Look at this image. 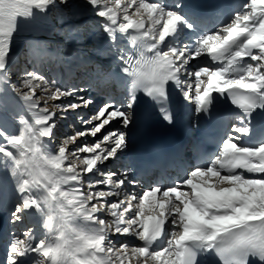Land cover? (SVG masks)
<instances>
[{
  "label": "snow or ice",
  "instance_id": "obj_1",
  "mask_svg": "<svg viewBox=\"0 0 264 264\" xmlns=\"http://www.w3.org/2000/svg\"><path fill=\"white\" fill-rule=\"evenodd\" d=\"M59 2L72 7L69 0ZM54 4L56 0H0V115L12 106L24 110L14 117L16 132H8L0 119V156L11 161L19 193L10 221L22 224L26 216L39 215L46 230L39 239L33 227L14 235L0 264H206L199 258L210 253L220 264H264V0H247L211 32L200 31L205 15L191 0H84L102 18L121 70L132 78V95L124 102L94 101L77 95L84 88L53 83L47 99L78 101L55 107H97L92 116L79 118L92 127L63 138L51 152L47 142L56 140L61 117L37 96L44 78L32 71L13 82L8 64L19 18L31 19L34 10L45 13ZM118 33L127 37L135 55L120 47ZM205 55L218 66L194 68L190 62ZM186 76L194 77V85ZM172 86L194 103L196 114L209 112L215 93L230 99L242 115L207 167L193 168L172 186L157 184L137 192L139 181L129 169L104 171L100 165L119 161L127 150L143 99L136 93L160 105L163 120L173 123L166 107ZM110 125L115 127L108 130ZM88 134L93 143L68 147ZM253 136L260 142H238ZM85 185L88 190L81 191ZM106 206L112 220L100 214ZM75 219L91 227H76ZM33 255L37 259L29 262Z\"/></svg>",
  "mask_w": 264,
  "mask_h": 264
},
{
  "label": "rangeland",
  "instance_id": "obj_2",
  "mask_svg": "<svg viewBox=\"0 0 264 264\" xmlns=\"http://www.w3.org/2000/svg\"><path fill=\"white\" fill-rule=\"evenodd\" d=\"M69 5H72V7L60 4L59 0H56V4L49 6L45 13H40L38 10H34L33 18L27 20L25 18H19L18 30L14 34L9 52L8 69L12 73L13 82L18 83L23 74L27 72L34 71L40 74L44 78V82L41 84V87L37 89V96L40 98L41 105L43 106L46 103L50 112H54L57 114V116L61 117L56 121V140L47 142L48 150L51 152H54L56 150V145L59 144L63 140V138L70 137L77 131H83L86 127H92L91 124L84 125L79 118L83 117L84 119H87L88 117L92 116L97 107L96 103H93L87 108L81 107L76 110H62L55 107V105L58 104H67L69 102H74L75 98L61 97L58 100L47 99V97L54 91L52 87L53 83L63 89H68L73 86L84 88L85 91L83 93H77V95L91 97L94 101H100L99 99L102 96H105L106 99L114 98L118 102L126 101L122 93L112 94V91H114L112 83H110L106 87V91L104 93H100V88L102 87V85L96 84V81L101 77L98 74L99 69L95 67L94 69L90 70L91 66L87 65V53H90L92 55L100 53L101 47L94 44V46L91 47L90 50L86 53L85 49H88V47H84V45L92 41L96 43L109 40L106 33H104L103 31L102 18L93 15H90V17L88 15L80 14L81 12H86L91 9L90 7L84 6V0H69ZM77 13L79 15H77ZM55 23L60 24V27L58 29ZM45 30H54V32L56 31L55 34L59 38H54L48 33H43ZM40 38L50 39L52 43H43ZM37 39L39 41H35ZM48 46L50 47V49L48 48ZM83 47L84 49H82ZM57 48H61V50L65 51L64 57H66V59L69 58L70 54H74L76 55V57L72 60L82 61L81 64L84 65H81L82 69L80 76H76L73 80H71V77L68 78V74H70V71L68 72V70H65L64 62L62 59H60L58 66V64L50 62L48 57H45V55H43V53H45V49V51H50L57 56L58 51H55L57 50ZM203 57L204 56L200 58ZM36 58L38 60H36ZM38 61H40V64ZM184 79H188L194 85V77L192 78L186 76ZM46 86L47 90H45ZM186 86L187 85L184 84L185 88H187ZM23 112L24 110L22 108L18 106H12L7 113L0 115V119H3L5 121V128L8 132L11 133L18 131L19 126L16 124L14 117ZM237 123L239 124V121L235 122L233 125H237ZM114 127L115 125H110L108 130H111V128ZM232 134L237 135L238 133ZM94 139L95 138L91 137L90 134L84 137H77L76 141L74 143L70 142L68 147L71 149L80 143L90 144L93 143ZM80 155L83 156L85 154L81 153ZM70 159L74 158L70 157ZM119 162L117 163L115 161L116 164H114L113 161H110L106 165H100V167L104 171L124 168L126 163L122 161L120 163L121 165H119ZM84 178L102 179V177H100L99 175L95 177L85 175ZM0 181V233L2 238V251H5L6 246L11 238L14 235L20 236L26 227H33L35 229V236L37 239L45 238L46 230L44 229L41 222L43 218L40 216L38 219H35V217H33L32 215H28L26 216L25 222L22 224H16L10 221L11 211L15 203L18 202L19 193L16 191V180L11 173V161L2 156H0ZM141 186H143V182L141 183ZM97 187L102 188L103 190L108 189V186L105 185H99ZM86 190L87 189H85L84 191ZM112 219L113 217L111 219L106 218V220ZM73 224L76 227L85 228V230H88L91 227L82 219H75L73 221ZM114 238L117 239L116 241L128 242L135 245L134 238L121 236H114ZM31 257L32 256H30L28 260ZM30 261L31 260H29V262ZM131 264H134V262H131Z\"/></svg>",
  "mask_w": 264,
  "mask_h": 264
},
{
  "label": "bare ground",
  "instance_id": "obj_3",
  "mask_svg": "<svg viewBox=\"0 0 264 264\" xmlns=\"http://www.w3.org/2000/svg\"><path fill=\"white\" fill-rule=\"evenodd\" d=\"M167 3H172L173 2V0H165ZM235 2H236V0H233V5L235 4ZM71 4V3H70ZM242 5V4H241ZM240 5V6H241ZM240 6H239V8H240ZM236 9V8H235ZM238 10V9H237ZM237 10H235V11H237ZM235 11H233V12H235ZM232 12V13H233ZM232 13H228V15L226 16V17H224L222 20H221V22L215 27V29L219 26V25H221V24H224V23H227L228 22V20L231 18V16H232ZM80 14H83V15H88V16H90V15H92V11L91 10H89V11H87V12H85V13H80ZM77 15H79V14H77ZM35 31V30H34ZM38 31V30H37ZM33 32V31H32ZM31 32V33H32ZM40 32V31H39ZM35 33V32H34ZM24 34V33H23ZM33 34V33H32ZM34 35V34H33ZM29 37V36H28ZM27 37V38H28ZM31 37V36H30ZM20 39V38H19ZM22 39V38H21ZM26 39V38H25ZM31 41V40H30ZM87 53V52H86ZM95 55V54H94ZM247 62H250V61H247ZM191 64L193 65V67L195 68V67H198V66H210V67H216V66H218L216 63H214V62H212L211 60H210V58L207 56V55H205L203 58H197V60L196 61H192L191 62ZM84 65V64H83ZM193 78V77H192ZM193 82V81H192ZM116 84L118 85V90H120L122 93H124L125 95H126V97L127 98H129L131 95H132V93H131V84H129V83H126V82H120L119 83V81H116ZM187 87V86H186ZM213 95H217V94H213ZM101 100V99H100ZM194 115L196 116V115H198V114H196L195 113V107H194ZM140 116H141V111L139 110V113H138V119H137V123H136V126L132 129V131L129 133V135H128V148H127V150L125 151V153L123 154V156L121 157V159L122 160H128V159H132L133 160V158H134V150H135V147H134V145H135V141H134V137H135V130H136V127H137V125H138V122H139V119H140ZM239 143H248V144H251L250 143V141H249V139H248V137H243L241 140H239L238 141ZM120 159V160H121ZM119 160V161H120ZM116 162H118V161H116ZM122 162V161H121ZM113 163H115V161H113ZM128 169H129V171H130V173H131V175L133 176V177H135L137 180H139V176H138V172H137V170H140V168H137V164L135 165V167H131V166H128ZM222 174H225V173H222ZM247 175H249V174H247ZM178 180H181V179H175V181H178ZM157 184H159V185H162L163 187H169L170 186V184L171 183H166V182H153V185L152 186H155V185H157ZM130 189H131V187H130ZM137 192H140V190L138 189V188H136L135 189ZM182 190H187L186 188H184V189H182ZM131 191V190H130ZM33 217H35V219H38L39 218V215H32ZM34 219V220H35ZM1 234V233H0ZM141 242H138V245L140 244Z\"/></svg>",
  "mask_w": 264,
  "mask_h": 264
},
{
  "label": "trees",
  "instance_id": "obj_4",
  "mask_svg": "<svg viewBox=\"0 0 264 264\" xmlns=\"http://www.w3.org/2000/svg\"><path fill=\"white\" fill-rule=\"evenodd\" d=\"M44 55V54H43ZM47 56V55H46ZM45 56V57H46ZM48 58H49V60L51 61V62H54L55 63V61H54V59L51 57V56H47ZM36 60H38L37 58H36ZM39 62V64H40V61H38ZM20 80V79H19Z\"/></svg>",
  "mask_w": 264,
  "mask_h": 264
}]
</instances>
